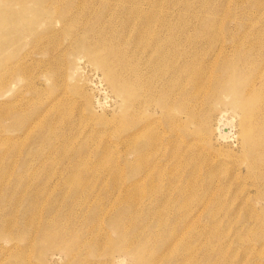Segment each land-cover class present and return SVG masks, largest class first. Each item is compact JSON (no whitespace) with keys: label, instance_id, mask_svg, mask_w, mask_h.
<instances>
[{"label":"rangeland","instance_id":"1","mask_svg":"<svg viewBox=\"0 0 264 264\" xmlns=\"http://www.w3.org/2000/svg\"><path fill=\"white\" fill-rule=\"evenodd\" d=\"M42 1L0 4V264H264L263 161L243 150L237 106L198 102V127L148 99L176 70L159 43L210 63L208 85L252 81L227 60L235 46L264 59V0ZM100 36L130 59L85 53ZM95 60L123 63L127 94L144 97L115 93Z\"/></svg>","mask_w":264,"mask_h":264},{"label":"bare ground","instance_id":"2","mask_svg":"<svg viewBox=\"0 0 264 264\" xmlns=\"http://www.w3.org/2000/svg\"><path fill=\"white\" fill-rule=\"evenodd\" d=\"M57 1H55L56 4H57ZM10 2H12V0H0V4L10 3ZM42 2H44V1H42ZM70 2H72V1H70ZM79 3H80V1H79ZM19 4L20 3H18V5ZM72 4H75V3H72ZM39 5L41 6V4H39ZM52 5L54 6V4H51V6ZM104 5L106 6L105 2H104ZM104 5L102 4V6H104ZM54 8L56 10L57 6L56 7L54 6ZM54 8H51V10H53ZM67 8H69V7H67ZM102 8H104V7H102ZM70 9L72 10L71 6H70ZM49 10H50V8H49ZM67 11H68V9H67ZM7 12H9V10ZM125 12L123 13L124 15H125ZM1 13H4V12H1ZM57 13H58V11H57ZM69 13L67 14L68 16H69ZM53 14L54 13H52V15ZM55 15H57V14H54L53 16L55 17ZM49 16H51V15H49ZM70 17L71 16L63 18L60 21L61 25L64 26L65 24H67L68 21L71 19ZM95 17H97V16H95ZM123 17H125V16H123ZM52 18L50 20H52ZM75 18L78 19L80 17H78V15H77V17H74V19ZM97 18H95L96 21H97ZM0 21H1L0 25H3V27H5V25L8 24L7 20L0 19ZM23 23H26V20H23ZM45 25L49 26V24H44V26ZM50 25H53V24H50ZM90 25H91V23H90ZM63 26H61V28ZM20 29H22V28H20ZM85 29H87V28H85ZM22 31H24V30L22 29ZM52 31H54V30H52ZM98 31L100 32V30H98ZM86 32H89V30H86ZM99 32H97V34H99ZM52 33L54 34V32H52ZM90 33L92 34V32H90ZM100 34L102 35V32H100ZM107 34L108 33H106V35L105 34L104 35L107 36ZM86 35H87V33H86ZM117 35H118V33L116 34V36ZM4 36H7V35L5 34ZM83 36H84V34H83ZM97 36H99V35H97ZM85 38H88V37H85ZM10 39L7 38L5 40V43L7 41L9 42ZM83 40H85V39H83ZM98 40L100 42H97V43H94V44L90 43V46L88 45V50H87L88 52L86 51L85 53H90V52L93 53L95 51L101 52L100 51L101 49L97 46L99 43H101L103 46H100L101 44L99 46L101 48L103 47L102 48V52L106 53V54H109L111 56V60L116 61V60H121V59L122 60H129L130 59V56L127 57V52H123L125 50H123L122 46L120 45L122 43H120V44L117 43L116 39H109V38H106L104 36H100L99 39L97 38V41ZM72 41L73 40H71V42ZM75 42H76V45H75ZM75 42L73 43V45L77 46L78 45V39H76ZM8 45H10V43ZM8 45L5 44V46H8ZM34 45L30 46V47L34 48ZM255 46L256 45H251V46H247V48H249V51H250V48H251V50H255V49H257L256 48L257 46L256 47ZM258 46L260 47V45H258ZM124 47H126V46H124ZM243 47H245V46L243 45ZM121 48H122L123 51L121 50ZM157 48H158L157 49V53L158 54L163 53L164 55H166V57L163 59L162 63H165V64L168 65V57L171 56V59L174 62V67H176V70H174V73L178 74L179 80L177 79V75H175L172 71H170L169 72L170 79H166L165 80L166 83L161 84L160 85V89L159 88L156 89V91L154 93V98H148V99H150V100L155 99L156 102L165 110H168V109L171 110L170 105L177 106L179 108V110H180V113H182V114H184L186 116L185 117L186 118L185 121L191 122L193 124L195 123L196 126L201 127V125H202L201 120L203 118H200L199 117L200 114L195 111L196 110V104L198 102L204 100V99H209L214 105L217 104V103H222L223 104V102H225V97H227V98L229 97L227 101L228 102L230 101L231 103H234L235 108L237 106L239 114H240V124L239 125H240L241 140L243 141L242 146H243L244 152L247 153V154L249 153V154H253V155L259 156L260 159L263 161L262 166L261 165L256 166V173H255V171H253V174L256 176V178L260 182V184L257 187V190H258L257 194H258V196L264 198V95H263V92H264V73L260 72L258 74V73L255 72V70H256L255 67H257L256 65H258V70H259V68L261 66L264 67V59L261 58L262 62H260V60H259L260 66H259V64H253L254 61L252 62V61L248 60L246 54L244 53V51H246L245 48L244 49H239L240 47L238 48L237 46H235L233 51H237V54H233V57L228 58L227 61H228V63H230L228 71L230 72L231 75L234 76V75H238V73H237L238 71H243V70L249 71V70H251L253 79H252V81L244 79L245 77L244 78H239L238 80L234 79L235 81H239L241 84L239 86H237L238 84L237 85L235 84V86H234L235 88L231 87L232 89L230 88V89L224 90V89H222V87L219 86L220 83L218 81V78L211 85H208V83L205 81V78H206L207 75L205 77H203V78L199 76V74L205 72V67H207V69H208V66H209L210 63L209 64L206 63L205 67H204V65H200V70H197V63L195 62V60H193L191 65H190V60L189 59L185 60V62H183V63H178V60L176 59V56L174 55L175 52L172 53L171 50H168V47H166L163 43H159L157 45ZM217 51H218V53L216 55H218L220 53V49L217 50ZM263 51H264V49H263ZM194 52H195V50H194ZM221 53H225V52H221ZM246 53H248V52H246ZM204 54H205V52H204ZM255 56H256V54H255ZM260 57L261 56L259 55V59H260ZM0 58H1L0 59V61H1L2 57L0 56ZM251 58H254V57H251ZM14 59H15V62H16L17 58H14ZM196 59H198V58H196ZM4 60H5V58H4ZM15 62L12 61V65ZM95 62H96V64L98 66H100V68L103 69V72L105 74V79L107 80V82L111 86V88L116 91L115 93L121 92V93H119L120 96H121V94L124 95L125 94L124 92H126V90L124 89V86L127 83V81L125 80V76H126L125 74L126 73L124 72V71H126V66L122 63L121 65H119V67L117 65V68L115 70H109L106 67H104L103 65H101L100 62H97V60H95ZM4 63L1 64L2 65L1 67H3ZM6 67H7V65H6ZM189 67L193 68V71L195 73H192L191 71L187 70ZM1 69L3 70V68H1ZM4 70H6V69L4 68ZM111 71L115 72V73H112ZM137 72H135L136 76L138 75ZM1 74H4V73H1ZM230 74H229V76H230ZM120 75L121 76L124 75L123 78H122L123 80L121 79ZM230 77H232V76H230ZM247 77H248V75H247ZM257 82H259V83L256 84V88H255L256 90L254 89L256 91V93L254 94V92H253L254 90L253 91H249V87H251L253 84H255ZM244 88H245L246 92H244ZM251 92H253V93L251 94ZM135 97L139 98V97H144V96L143 95H134V93L130 96V94L129 93L127 94V92H126L124 98L126 100H131L132 98H135ZM171 98H173L172 101L170 100ZM175 100L181 105V107ZM181 100H182L183 103H181ZM145 101L147 102V100H145ZM226 104H227V102H226ZM228 105H229V103H228ZM234 111H235V109H234ZM236 111H237V109H236ZM118 252H119V250H118ZM135 255H136V253H135ZM141 257L142 256H140V258ZM146 257H147V255H146ZM137 258L139 259V257H137ZM109 260H110V258H109ZM146 260H147V258H146Z\"/></svg>","mask_w":264,"mask_h":264}]
</instances>
